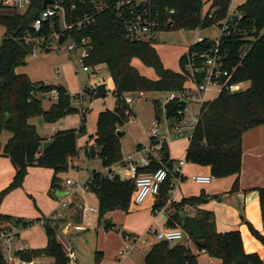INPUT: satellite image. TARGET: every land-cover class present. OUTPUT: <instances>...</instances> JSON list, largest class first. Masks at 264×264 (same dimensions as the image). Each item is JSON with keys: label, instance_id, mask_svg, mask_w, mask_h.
<instances>
[{"label": "trees", "instance_id": "1", "mask_svg": "<svg viewBox=\"0 0 264 264\" xmlns=\"http://www.w3.org/2000/svg\"><path fill=\"white\" fill-rule=\"evenodd\" d=\"M59 1V0H55ZM67 11V23H75L83 13L96 11L93 2L103 3L104 9L96 15L95 22L83 29L65 30V41L71 39L78 46H84L89 55L84 57L87 67L93 68L105 64L114 83L116 109L100 113L97 131L92 137L98 147V154L103 165L111 170L123 162L122 147L118 133L125 124L132 122L136 115L132 106L126 103L130 94L151 92L180 93L187 88L189 79L183 72H176L164 66L156 48V43H137L127 38L123 21L119 18L115 0H60ZM82 1L89 3L82 5ZM212 5L204 13V0H153L155 14L160 20L161 31L172 24L173 30L206 29L220 25L228 15L230 0H211ZM44 0H34L26 14L0 13V26L5 28V35L0 46V136L3 132L11 134L5 146L0 143V156L10 159L16 174L10 185L0 192V208L5 198L13 191L22 188L28 176L29 168H47L54 171L49 194L56 197L60 190L58 174L64 171L78 152V138L85 133L80 130L60 131L52 139V145L44 150L45 140L40 136L35 120L45 123H57L67 115L76 112L73 98L64 87L34 84L18 69L27 65V58L34 50V44L27 43L28 36H49L52 29L61 32L59 19L47 22L38 35L33 30L35 21L43 12ZM77 7L72 11V6ZM216 11L211 15V11ZM174 11V14H170ZM242 15L235 21L234 33L224 39L222 50L229 55L228 67L232 69L233 81L249 83L248 89L232 95L222 94L210 101L203 108L199 124L190 139L187 149V163L210 167L214 178L221 179L238 176L242 167V137L253 128L264 125V0H247L237 9ZM170 29V30H171ZM213 46L210 40L196 44L190 51H205ZM244 50L247 51L243 56ZM140 60L152 68L157 80L143 76L134 66V60ZM185 66V55L181 58ZM57 91L59 99L46 111L43 97ZM85 94V93H84ZM95 95V90L90 89ZM184 103L176 100L167 102L162 109L159 101L155 102L156 118L160 120L164 112L169 120H179V111ZM84 115V114H83ZM85 123V120H83ZM154 144H157L154 139ZM152 141V142H153ZM161 163L152 160L148 168L139 169L140 173H155L160 169L168 171L165 184L162 185L154 213L164 206L169 198L171 184L174 181L175 163L171 160L167 143L161 150ZM168 155V158L165 156ZM114 176V175H113ZM89 191L96 195L99 205V220H105L110 214L125 210L131 212L137 188L130 180L118 182L98 173L86 183ZM239 190L237 180L231 190ZM261 213L264 221V188L259 190ZM211 197L202 192L197 197L184 198L180 203H172L167 212V223L170 228L182 229L193 244H205L206 248L197 247L193 253L185 243L171 244L159 242L150 248L146 264H199V253H204L221 264H263L258 254H247L242 235L239 231L219 233L216 228V217L213 212L200 209ZM55 221V222H54ZM61 219H41L29 221L0 213V239L2 227L9 225L15 229H26L43 222L47 236V246L43 249L17 251L16 256L28 263L34 259L47 257L53 264H69L64 245L56 227ZM254 236L264 244L261 235L251 224H248ZM73 254V252H72ZM0 264H7L0 244ZM73 264H77L75 257Z\"/></svg>", "mask_w": 264, "mask_h": 264}, {"label": "rangeland", "instance_id": "2", "mask_svg": "<svg viewBox=\"0 0 264 264\" xmlns=\"http://www.w3.org/2000/svg\"><path fill=\"white\" fill-rule=\"evenodd\" d=\"M246 1L247 0H233L232 8L236 9ZM206 8L208 9V6ZM214 11H216V8L210 12L211 15ZM60 26L62 30L66 28L64 19H61ZM222 32L220 25L196 30H163L158 35L155 48L165 67L176 72H183L181 58L189 51L190 47L202 39L213 42L218 41L222 36ZM4 35L5 28L0 26V46ZM69 45L70 42L66 41L62 47L58 48L47 50L39 47L36 48V57L31 53L27 58V65L20 67L18 73L27 75L34 84L44 83L47 85L64 87L71 96L76 97L78 95L80 97L78 98L80 103V99H83V97L85 98L81 104L77 105L78 110H85V113L82 112L86 116V119H84L85 123H83L84 121L81 119V115L83 116V114L80 111H76L67 115L57 123H45L37 126V130L41 137H51L54 134V130L59 129L61 125H63L62 130H80L83 126L85 127V133L80 134L78 138V152L74 157V161L71 160L68 167L58 174L59 184L61 186L64 183L66 184L67 180L74 183L73 186L64 185L61 192L66 194V200H62L61 202H65L67 206L71 203H75V205L81 203V211H84L85 209L99 207L96 195L90 192L88 187H86L90 175L93 173L102 174L104 176L109 175V169L103 165V161L98 154L95 140L92 137L97 131L100 113L106 110L114 111L116 109V98L114 95L113 80L107 65L100 64L90 68L91 72H83L81 69V58L84 56V50L78 49L75 53H69ZM133 62L134 66L143 76L152 80L158 79L156 72L152 68H148L138 59ZM102 84L107 87V96L95 100L94 96L90 94V89H96L97 86ZM248 87L249 85L246 84L245 88L248 89ZM81 93H85V96L80 95ZM50 94L43 97L45 98L43 99V107L46 111L50 110L55 103L53 99L54 95L52 96ZM133 95L135 98L131 105L136 118L120 129L123 133V136L120 137L122 155L126 161L130 158L136 161L140 157L149 154H162L161 150L163 145L152 147L156 144L151 140L148 131L151 124L157 119L155 102H161L163 109L171 96V92H151L142 95ZM219 96L218 93L212 91L207 94L206 99L208 101H214ZM75 101L76 100L73 98L72 105ZM195 109L197 112L199 111L198 106H195ZM160 119V129H162L164 138L167 141L165 143L168 145L170 158L176 161L186 160V149L188 144H190L191 131L186 130L184 137L179 139L178 135L183 133L177 131L174 127L175 122L166 120L164 112L161 113ZM187 120L190 122L191 117H188ZM4 135H6V132ZM139 146L142 147L140 151L138 149ZM151 147V150H145ZM117 166H120V168H114L116 174L122 177L126 175L127 177L128 165L126 162L123 161ZM127 180L134 182L130 178H127ZM149 199V204L152 207L156 199L155 197H150ZM60 203L58 209L60 207V210H64L62 203ZM144 205L145 203L141 206H137L133 203L130 213H127L125 210H118L110 214V218H106L112 220V225L109 227H105L104 220H99V214H92L86 211L88 217L85 219L82 218L79 208L77 211L66 209L67 218L65 217V221L57 222L55 225L59 236L72 250L73 256L79 264H146L145 258L151 246L158 243L156 239H152L147 245H139L128 257L121 256V252L126 249L129 243L127 238L124 237V234H135L139 238H147L149 236L147 234V228L151 226L154 221L155 223L151 228V232H155L156 230H168L166 229L168 225H165L166 215L164 213H158L156 216L152 215V213H148L147 210L142 208ZM75 212L76 218H79V223H76L73 219ZM46 219L52 220L54 219V215ZM81 222H84L83 226L85 230L74 231L76 224H80ZM38 225L41 231H45L43 222ZM249 231V238L245 239V241L248 240L246 246H249V243L251 244L248 250L256 249L264 251V244L254 236L250 228ZM259 233L262 235V232ZM183 242L192 245V247L195 246L193 243H188L187 241ZM194 249L198 251L196 247H194ZM67 251L69 250L67 249ZM68 253L67 255H69ZM73 256H69V264H73ZM261 260L264 264V258ZM33 262L34 264L54 263L53 259L50 258L34 259ZM199 264H221V262L210 258L206 254L204 255V253H199Z\"/></svg>", "mask_w": 264, "mask_h": 264}, {"label": "built area", "instance_id": "3", "mask_svg": "<svg viewBox=\"0 0 264 264\" xmlns=\"http://www.w3.org/2000/svg\"><path fill=\"white\" fill-rule=\"evenodd\" d=\"M34 0H0V13H20L26 14L29 9L32 7ZM205 8L204 13H207L210 9L212 1L204 0ZM230 8L228 10V15L224 21L221 22L220 27L222 28V36L218 41H212L213 46L205 51H189L185 54V66L183 67V73L189 79L187 88L184 92L180 93H171L169 102H173L179 100L183 102L185 105L179 111V120H169L165 114L166 120L174 121V127L177 131L183 133L185 135V131H191L190 139L192 138L193 132L195 131L197 125L199 124L202 114L203 108L210 101L206 99L208 93L214 91L219 95L227 94L232 95L238 92H242L245 90L246 83H237L233 81V72L235 71V67L230 69L227 65L229 61V55L225 54L222 50L224 39L228 38L229 35L234 33V25L235 21H240L242 19V15L238 14L237 9L232 8V1L230 0ZM86 1H82V5H87ZM96 7V11H91L90 13L83 12L75 21V23L68 24L67 19V11L63 6L62 2L55 1L53 6H48L47 9L43 10L39 18L35 21L33 25L34 32L38 35L41 33L43 28L46 26L47 22H53V19H59V25L61 19L65 20L66 28L62 30L60 26L61 32H56L52 29L49 36H28L26 37L27 43L34 44L33 56L36 57V48L41 49H52L62 47L65 41V30H73V29H83L93 24L96 19V15L102 9H104L103 3L93 2ZM211 4V5H210ZM208 6V9L206 8ZM114 8L117 11L119 18L123 21L127 38L132 42L137 43H150L154 44L158 40V35L161 32V24L160 20L155 14V5L153 0H115ZM77 7L75 5L72 6V11H76ZM3 13V14H4ZM174 11H170V14H174ZM64 31V32H63ZM64 37L63 44L60 43V39ZM70 42L68 47L69 53H75L78 49L84 50V56L81 58V69L83 72H91L90 68L87 67L84 63V57L86 48L84 46H78L71 39L67 40ZM203 39L199 40L196 44L203 43ZM194 44L193 46H195ZM192 47V46H191ZM190 47V48H191ZM247 53L246 50L243 52V56ZM54 95V99L58 101L59 93L54 91L52 93ZM135 96L130 94L126 97V103L132 106ZM195 106L199 107V111L197 112ZM196 113V114H195ZM188 117H191V121L187 120ZM161 119H156L151 124L149 128L148 134L151 136V139H154L158 142L156 145L152 147L162 146L166 141L163 135L162 129H160ZM145 149L149 151L152 149ZM144 151V150H143ZM163 158V154L155 153L153 155L149 154L147 156H142L136 161L130 158L128 161L125 159L123 161L128 165V177L132 179L137 188L136 195L134 201L137 205H143L147 199L151 196L159 197L162 185L165 184L168 171L165 169H160L155 173H140L139 169L148 168L151 165V161H157L161 163ZM187 161L181 160L178 164L175 165L173 170L174 173V181L171 184V190L169 192V198L166 202V206L160 209L157 213H166V209L171 206L173 203V193L175 189L184 182L183 169L186 166ZM126 166V165H125ZM111 179L114 178L113 175H109ZM192 180L200 185H207L211 182V176H193ZM67 186H73L74 183L70 180L66 182ZM87 187V186H86ZM62 207L65 209L67 204L65 202L62 203ZM86 211L91 212L92 214H99L98 208L94 209H85L81 211V217L87 218L88 215ZM62 214L56 213L54 215V219L62 218ZM85 227L83 225L75 226V230L83 231ZM148 237H136L134 239H128V246L124 251L121 252L122 257H128L129 254L138 248L139 245H146L150 241V237L155 238L158 243L159 242H168V243H176L187 241L188 243H192L189 240L188 235L180 228L177 229H168L166 231H155L149 232ZM3 237L6 242H12L14 236L10 232H4ZM62 244L65 246L67 253L69 256H73L72 250L64 243L62 238L60 237ZM30 250V249H28ZM27 249H22L20 251H28ZM74 258V256H73ZM14 260L9 259L8 264H13ZM19 264H31L27 263L23 260H19Z\"/></svg>", "mask_w": 264, "mask_h": 264}, {"label": "crops", "instance_id": "4", "mask_svg": "<svg viewBox=\"0 0 264 264\" xmlns=\"http://www.w3.org/2000/svg\"><path fill=\"white\" fill-rule=\"evenodd\" d=\"M246 84L250 86L249 83ZM246 89L247 88H245V90ZM50 95L53 96L52 93ZM80 95L85 96L84 93H81ZM80 100L82 103V101L85 100V98L83 97V99ZM81 103L80 101L76 100L73 103V108L76 109L77 111H80L81 113L82 112L85 113L84 109L78 110L77 108V105ZM81 119L82 120L86 119L85 114L83 116L81 115ZM40 121L41 120H35L32 121V123L38 126L40 125L39 124ZM43 124H45L44 121L41 125ZM62 128L63 125H61L59 129H55L54 134L51 137H42V138L45 140V142H51L52 137L60 131L76 130V129L62 130ZM4 134L5 132L0 136L1 138L0 143L2 144V146H5L6 143L11 138L10 133L6 132V135ZM189 145L190 144H188V147ZM138 149L140 151L142 150V147L139 146ZM187 149H186V154H187ZM171 160L174 161L175 165L181 161V160L176 161L174 159ZM72 161H74V158H72ZM115 167L120 168V166H115ZM115 167L111 169L113 171V175H116V172L114 171ZM15 174L16 171L10 159L4 156H0V192L10 185V183L13 181L15 177ZM183 175H184V182H182L175 189L172 196L173 202L180 203L184 198L197 197L202 192H205L207 195L211 197V200L207 204L201 206L200 209L210 211L215 214L217 231L222 234L239 231L243 238L245 252L247 254H258L261 257V259L264 258V251H259L256 249L248 250L249 247H251V244L249 243V246H246L248 240L245 241V239L249 238V233H250L248 224H251L255 230H257L258 232H262V235H264V221L262 218L260 196H259V190L264 188V125L248 130L243 134L242 167H241V172L238 176H231L227 178L217 179L212 176L210 167H202L191 163H186V166L183 169ZM53 176H54V171L51 169L38 168V167L29 168L28 176L25 180L23 188L13 191L5 198V200L1 205L0 213L12 217L24 218L29 221H35V220L50 218L51 216L60 212L63 216L61 221L63 220L65 221V217L67 218V211H65L66 209L68 210L72 209L74 211H77V209L79 208L81 212L82 210L81 203L77 205H75V203H71L68 204V206L64 210H60V207L58 209L59 203L62 200H66V194H63L61 190H63L64 185L65 186L67 185L65 183L62 184V186L60 185L61 189L59 190V192L56 193V197L51 196L49 192L51 191V183ZM193 176H211L212 180L207 185H200L192 180ZM91 178H92V174L90 175L89 180ZM127 178L129 177L128 176L126 177V175L125 177L121 176V181H125L127 180ZM237 180H239V190L235 193H231V190ZM58 193H61L65 196L59 197L57 195ZM149 198L145 202V205L142 206V208L147 210L148 213H152V215L156 216L158 213L157 212L154 213V207L157 204L158 197H155L156 202L152 205V207L149 204L150 201ZM168 210H170V207L166 209L165 225H168L167 212L168 214L172 212V211L169 212ZM73 219L76 223H79V218H76V212ZM83 223L84 222H81L80 224H76V226L83 225ZM154 223L155 221L151 224V226L147 228L148 229L147 234L151 231V228L153 227ZM38 224H42V222L36 223V225H33L32 227H28L26 229L23 228L15 229V228H11L9 225H4L2 227L3 233L10 232L14 236L13 241L10 243L5 241L3 237V233L0 239V244L3 249L7 264L9 259L14 260L13 264H19V260L21 259L16 256L17 251H20L22 249L38 250V249H43L47 246L48 240H47L46 232L41 231ZM168 227L166 229H172ZM124 237H126L128 240V239H134L137 236L135 234L126 233L124 234ZM149 239L151 241L152 239L155 238L150 237ZM177 243H184V242H176L172 244H177ZM188 246L191 247L193 253L195 254L198 253V251H195L194 249V247L197 248V246L192 247V245L190 244ZM42 258H47V257H41L37 259H42ZM30 263L34 264L33 261ZM77 264H79L78 261Z\"/></svg>", "mask_w": 264, "mask_h": 264}, {"label": "water", "instance_id": "5", "mask_svg": "<svg viewBox=\"0 0 264 264\" xmlns=\"http://www.w3.org/2000/svg\"><path fill=\"white\" fill-rule=\"evenodd\" d=\"M54 4H55V0H44V2H43V9L45 10V9L48 8V6H53ZM171 27H172V24L167 25L166 30H170ZM63 42H64V37H62L60 39V43L63 44ZM87 55H89V51H86L85 52V56H87ZM95 90H96L95 91V95H94V99L95 100H98V99H101V98H104V97L107 96L108 91H107L106 85H104V84L99 85V86L96 87ZM239 93H242V92H239ZM42 123H43V121L41 120L39 124L41 125ZM122 136H123V133H118V137L119 138L122 137ZM182 137H184V135H182V134L178 135V138H182ZM51 145H52V142H46L43 145V149L46 150ZM165 157L168 158V155H166ZM109 175H113V171L112 170L109 171ZM114 177H115V179L118 182H121V176L120 175L116 174V175H114ZM57 195L59 197H64L65 196V195H63L61 193H58ZM104 224H105V227H109V226L112 225V220L111 219H105L104 220ZM194 245L197 246V247H200L202 249H205L206 248V245L205 244H199V245L194 244Z\"/></svg>", "mask_w": 264, "mask_h": 264}]
</instances>
